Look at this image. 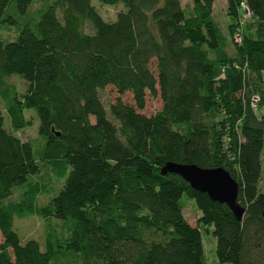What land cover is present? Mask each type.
<instances>
[{
    "label": "trees",
    "instance_id": "16d2710c",
    "mask_svg": "<svg viewBox=\"0 0 264 264\" xmlns=\"http://www.w3.org/2000/svg\"><path fill=\"white\" fill-rule=\"evenodd\" d=\"M91 1L0 0V27L17 31L0 41V264H204L199 224L213 228L219 264H264V0H223L236 20L229 39L216 0H98L124 6L114 22ZM12 75L27 83L22 93ZM108 86L133 103L105 109ZM147 95L161 101L149 116ZM31 110L38 137L22 141ZM166 163L226 170L242 218L162 176ZM41 165L60 182L55 196L37 206L47 191L34 182L4 204ZM184 196L201 214L195 226ZM29 217L60 221L66 236L51 229L22 243L14 219Z\"/></svg>",
    "mask_w": 264,
    "mask_h": 264
},
{
    "label": "rangeland",
    "instance_id": "374dc122",
    "mask_svg": "<svg viewBox=\"0 0 264 264\" xmlns=\"http://www.w3.org/2000/svg\"><path fill=\"white\" fill-rule=\"evenodd\" d=\"M190 1L191 0H182V5L183 6L190 5L191 3ZM216 1L217 2L215 3V8L213 10L214 19L218 24V26L220 27L223 34L229 39L227 32V23H233L236 22V20L226 15L225 1L223 0H216ZM37 5L41 6L42 2L41 1L34 2L31 6V9L32 10L36 9L38 7ZM91 5L96 9L99 16L106 22H114L116 20L117 14L125 11V8L122 4L106 5L100 3L98 0H92ZM244 28L246 32V27L244 26ZM87 32H89L88 29ZM16 36H17V31L15 28L7 27V26L0 27V41L11 42L15 39ZM210 56L212 55L210 54ZM9 79L10 82L16 86V89L19 93H22L27 88V83L19 76L12 75ZM99 97L105 109H108L109 105L113 104L117 99H120L123 103L130 105L133 103L131 94L126 93L120 96L111 86H108L105 89L99 91ZM160 108H161V101L158 98H151L147 95L145 109L143 113L148 116L153 115L156 112H158ZM260 113L261 114L264 113V106ZM25 117L28 119L33 118L31 126L16 132V134L22 141H33L38 137L37 129L39 122L32 110L26 111ZM4 127L6 129H9L5 115H4ZM34 182L35 183L37 182L40 185L44 186L47 191V194L43 196H39L37 200V206L46 205L49 202V200L55 196L57 190L60 187V182L54 179L53 176L50 174V172L41 165L40 174L35 176H30L28 177L26 183L14 187L12 189L11 196L8 199L4 200V204L18 203L21 200L23 193L28 189V184ZM259 187L260 190L264 192V153L262 156V175H261V181ZM182 201L185 204V208L183 210L184 218L187 220L189 224H195L197 218H199L201 214L196 208L194 201L187 198L186 196L182 198ZM198 228L201 235L204 264H219L215 253L216 239L212 234L213 228L204 227L201 224H199ZM51 229L56 231L60 235V237L66 236L65 226L63 223H60V221L58 222L52 220L48 221L38 217H32V218L29 217V218H25V220L20 218H15L13 223V230L16 232L22 243L25 242V240H30V239H35L38 242L43 243L46 233H48L49 230ZM1 241L2 239L0 236V242Z\"/></svg>",
    "mask_w": 264,
    "mask_h": 264
},
{
    "label": "water",
    "instance_id": "95a60500",
    "mask_svg": "<svg viewBox=\"0 0 264 264\" xmlns=\"http://www.w3.org/2000/svg\"><path fill=\"white\" fill-rule=\"evenodd\" d=\"M160 174L181 177L193 190L206 194L213 202L226 205L237 220L242 218L244 209L237 203L239 185L223 168L204 169L195 165L166 163ZM262 220L264 223V212Z\"/></svg>",
    "mask_w": 264,
    "mask_h": 264
},
{
    "label": "built area",
    "instance_id": "2783aa9c",
    "mask_svg": "<svg viewBox=\"0 0 264 264\" xmlns=\"http://www.w3.org/2000/svg\"><path fill=\"white\" fill-rule=\"evenodd\" d=\"M249 16H250V13L246 10V11H244V13H243V16L240 18V22H239V28L236 30V32H235V34H234V36H233V39H234V41L236 42V43H241V29H240V26L243 24V22L245 21V20H247L248 18H249ZM258 101H259V99L255 96V97H253V99H252V103H251V107L254 109V110H256L257 109V107H258Z\"/></svg>",
    "mask_w": 264,
    "mask_h": 264
},
{
    "label": "crops",
    "instance_id": "0c3cea01",
    "mask_svg": "<svg viewBox=\"0 0 264 264\" xmlns=\"http://www.w3.org/2000/svg\"><path fill=\"white\" fill-rule=\"evenodd\" d=\"M217 1H215V3H216ZM215 3H214V5H213V10H214V8H215ZM226 5V4H225ZM191 225H193V226H195V224H191Z\"/></svg>",
    "mask_w": 264,
    "mask_h": 264
}]
</instances>
